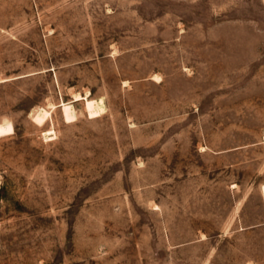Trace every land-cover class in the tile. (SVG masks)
I'll use <instances>...</instances> for the list:
<instances>
[{
	"label": "rangeland",
	"instance_id": "obj_1",
	"mask_svg": "<svg viewBox=\"0 0 264 264\" xmlns=\"http://www.w3.org/2000/svg\"><path fill=\"white\" fill-rule=\"evenodd\" d=\"M0 264H264V0H0Z\"/></svg>",
	"mask_w": 264,
	"mask_h": 264
}]
</instances>
